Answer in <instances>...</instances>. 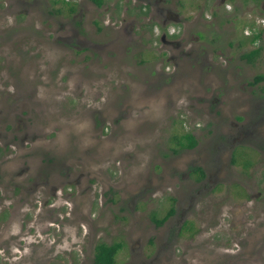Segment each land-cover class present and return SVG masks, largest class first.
I'll return each mask as SVG.
<instances>
[{"label":"rangeland","instance_id":"1","mask_svg":"<svg viewBox=\"0 0 264 264\" xmlns=\"http://www.w3.org/2000/svg\"><path fill=\"white\" fill-rule=\"evenodd\" d=\"M263 3L0 0V264H264Z\"/></svg>","mask_w":264,"mask_h":264},{"label":"flooded vegetation","instance_id":"2","mask_svg":"<svg viewBox=\"0 0 264 264\" xmlns=\"http://www.w3.org/2000/svg\"><path fill=\"white\" fill-rule=\"evenodd\" d=\"M142 1V0H141ZM211 1V5H214V3L216 2V7H222L223 8V6H224V4H226V2H228V0H207V2H210ZM203 2V1H202ZM142 5H143V7H142V9L144 10L145 9V6L147 5V3L146 2H142ZM216 7H215V13H219V11L216 9ZM262 9H263V11H264V3H263V5H262ZM223 10H225V9H223ZM233 10H235V8H233L231 11H233ZM226 11V10H225ZM156 17H160L159 16V14H157L156 13ZM164 17V19H162V22H165V16H163ZM162 17V18H163ZM263 25H264V20H263ZM179 31H178V27L176 28V29H174L173 27H167L162 33H159V36H160V41L161 42H163V41H166V39H165V36H172V35H174V34H177ZM257 33V32H256ZM7 196V194L6 195H4V194H2V193H0V204L1 203H3V199L5 198ZM42 205L43 206H46L47 205V203H45L44 201L42 202ZM15 207V206H14ZM50 208L53 210V206H50ZM15 209L17 210L18 209V206H16L15 207ZM54 226V223L53 222H50V223H48L46 226H44L43 227V233L44 234H50L51 236H56V232H55V230H56V228H57V225H56V227H53ZM21 228L22 227H20L19 228V231H17V232H13V233H10V238L11 237H15L16 239H15V244L16 245H20V241H22L23 239V233H22V235H21V233H20V230H21ZM78 230H81L80 228H77ZM5 232H6V230H5ZM78 232V231H77ZM76 232V233H77ZM27 233H30V228H28L27 229ZM54 234V235H53ZM84 234H85V232H84ZM86 235H88V239H89V241H90V244H89V246H88V249H87V251H86V254H88V256H89V259H90V261H91V264H99V263H96L95 262V255H96V252H97V250H96V247L98 246V245H104V246H113L114 244H117L118 242L117 241H114V240H111L110 242H106V241H104V240H100V239H98V237H95V234L94 233H87L86 232ZM25 237V236H24ZM95 237V238H94ZM93 239H94V241H93ZM10 241H11V239H10ZM93 241V242H92ZM32 242H34L33 240L32 241H28L27 243L28 244H31ZM2 243H3V240H2V242H0V245H1V252H0V259L1 260H4L3 259V256L5 255V254H7V256L8 255H12L13 253H16V252H18L17 250H15V252H13V251H11V249L8 247L9 246V241H7L6 239L4 240V243H3V247H2ZM31 246V245H30ZM19 247H21V246H19ZM9 248V249H8ZM64 251H66V250H64ZM101 250H99V252H100ZM117 251H118V249L117 250H115V251H111L110 252V255L112 256V260L114 261V263L113 264H117V261H116V259H115V255H116V253H117ZM68 254H69V258H70V260L72 261V262H74L76 259H79L77 256H78V254L77 253H72L71 252V250L70 251H68ZM81 260V259H80ZM79 260V262H75V263H72V264H83L85 261H87V260H85V261H80Z\"/></svg>","mask_w":264,"mask_h":264},{"label":"trees","instance_id":"3","mask_svg":"<svg viewBox=\"0 0 264 264\" xmlns=\"http://www.w3.org/2000/svg\"><path fill=\"white\" fill-rule=\"evenodd\" d=\"M97 6H100L102 4V1L103 0H92ZM256 37H258V34H253L252 38L251 39H255ZM258 53V49H253L251 51H248L246 53H243L241 56L242 58L244 59H247L248 61L251 60V58L256 55ZM263 79V75H256L253 77L252 81L250 82L253 83V82H258L260 80ZM184 142H178L179 146L182 147V148H192L195 146V139L194 137L188 133V132H185L183 133L181 136H180ZM195 171H198L200 173V175L202 176V172L200 171L199 168H196L194 169ZM173 212V208L170 207L166 212L165 214L160 218V219H154L152 218V220L154 221L155 225H160L168 216H170ZM120 248V243H117V244H114L113 246H104V245H98L96 247V255H95V262L96 263H99V264H113L114 261L112 260V256L110 255V252L111 251H115L117 249ZM99 250H101L99 252Z\"/></svg>","mask_w":264,"mask_h":264}]
</instances>
